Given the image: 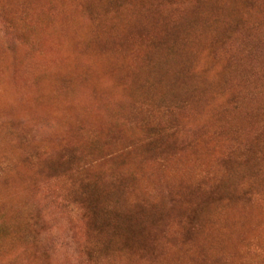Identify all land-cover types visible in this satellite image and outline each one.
<instances>
[{"label":"rangeland","instance_id":"374dc122","mask_svg":"<svg viewBox=\"0 0 264 264\" xmlns=\"http://www.w3.org/2000/svg\"><path fill=\"white\" fill-rule=\"evenodd\" d=\"M0 264H264V0H0Z\"/></svg>","mask_w":264,"mask_h":264}]
</instances>
